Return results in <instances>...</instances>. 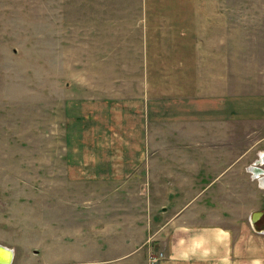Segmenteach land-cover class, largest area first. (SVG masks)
Returning a JSON list of instances; mask_svg holds the SVG:
<instances>
[{
    "label": "rangeland",
    "instance_id": "1",
    "mask_svg": "<svg viewBox=\"0 0 264 264\" xmlns=\"http://www.w3.org/2000/svg\"><path fill=\"white\" fill-rule=\"evenodd\" d=\"M189 45H198L201 71L207 48L217 58L224 100L239 97L250 110L191 134L160 116L145 155L195 157L206 147L185 141L208 142V178L196 181L207 190L197 200L212 220L230 210L249 220L264 212V189L246 173L264 151V0H0V243L13 248V264H110L125 230L135 240L128 248L140 244L149 199L157 209L166 195L149 196L152 180L114 194L124 182L99 172L115 154L103 144L127 138L119 121L127 98L154 87L147 76H173L179 90L189 69L177 66L196 62ZM206 93L189 84L162 106L184 110ZM220 156L223 168L241 162L215 179Z\"/></svg>",
    "mask_w": 264,
    "mask_h": 264
},
{
    "label": "crops",
    "instance_id": "2",
    "mask_svg": "<svg viewBox=\"0 0 264 264\" xmlns=\"http://www.w3.org/2000/svg\"><path fill=\"white\" fill-rule=\"evenodd\" d=\"M188 47L196 49L194 52L189 51L190 54L192 53L189 57L196 62L177 66L180 68L177 71L178 74L182 72V68L189 69V75L183 71V76L186 77L185 81H178L183 83L178 86L179 90L176 89L177 81L173 76L168 78L162 76L158 81L156 76H147L149 77L147 84L155 82V84L162 83L167 86L160 87L154 84V87H147L146 93L141 87V92L137 93L135 97L127 98L125 105L128 109L123 113L120 121L117 120L121 126L119 129L121 137L126 134L127 138L123 140L110 138L107 139V143L103 144V147H107V149H115V154L109 152L104 156L99 172L109 181L124 182L123 188L122 185L120 188H116L114 194L124 195V189L130 180L141 181L143 186H148V180H152L154 182L150 184V187L153 186L155 192L151 193L150 191V194L148 192L149 196L153 198L157 195H166L164 200L158 198L154 200L157 203V209L152 208L154 205L151 206V199H149L150 205L147 206L148 213L144 218L145 223L139 225L140 233L136 236L139 238L141 234L143 235V239L139 241L140 244L128 248L129 243H133L135 240L134 236H128L127 230H125L124 238L114 237L116 239L112 249L117 253L111 256L110 260L116 261L110 264H153L151 256H158L161 251L165 257L156 264H264V231H262L264 222L259 224L264 212L261 211L262 213L255 220L253 215L251 219L247 220L245 214L234 218L236 212L230 210L222 212L221 216L218 215L219 219L212 220L211 216L209 217L207 214L208 207L202 204L200 198L197 200L198 195L201 197L207 190L196 181L208 178L209 159L206 156L208 142L185 141V147L192 145L206 147L195 157L170 154L161 157L153 154L152 156L145 155V148H154L150 144L148 133L150 130H155L160 116H170L171 119L163 121L173 120L179 126H184V131L191 134V130L204 131V124L208 122L216 123L215 126H219L216 128L218 131L225 127V123L237 119L242 111L250 110L249 102L243 107L240 106L239 97L231 100L228 97V101H226L221 96L224 87L223 84H218L215 80L219 66L217 58L215 60L211 58V51L206 49L208 62L204 66L206 69L201 71L198 45H189ZM214 68L216 70H213ZM173 74L176 75L175 72ZM189 84H194L196 91L204 89L209 93H206L205 97L202 94L186 99L184 103L190 107H186L184 110L179 111L174 107L162 106L163 103L169 102V95L173 94L175 97L176 91L184 92ZM161 93L163 95L159 96ZM178 97L186 98L181 93ZM198 99L199 101L196 102ZM201 101L204 102V106L199 105ZM132 109L135 110V113L131 112ZM245 112H243L244 115ZM133 118L135 119L133 120ZM109 128L110 131H113V124ZM155 146L160 149L161 143L159 142V145L155 143ZM125 148L128 149V154H124L123 149ZM224 162L226 161L222 156L213 161V165H221L220 174L215 179H222L225 170L228 171L230 167L241 161L234 158L229 162L231 166H227V168H223ZM252 167H250L251 170ZM246 173L249 177L248 180L255 183L256 179L251 177L250 171H246ZM238 174L240 173L238 172ZM262 178H260V184L264 189ZM196 186H200V188H196L198 192L193 193L192 190ZM123 191L124 193H122ZM242 212L247 213L246 211ZM228 217L231 219H227ZM125 226L127 225L125 224ZM115 234L121 235L122 233L116 231ZM152 241L154 245L160 246L159 249L156 250L150 244ZM144 249L145 251L139 255ZM14 259L15 254L13 261Z\"/></svg>",
    "mask_w": 264,
    "mask_h": 264
},
{
    "label": "built area",
    "instance_id": "3",
    "mask_svg": "<svg viewBox=\"0 0 264 264\" xmlns=\"http://www.w3.org/2000/svg\"><path fill=\"white\" fill-rule=\"evenodd\" d=\"M263 154V155H262ZM254 166V168H261L260 172L257 174H255L254 170H251L250 169V173H251V176L254 178V179H259L261 177L264 178V151L260 152V155H259V158L256 160V162H254L250 167ZM255 174V175H254ZM261 176V177H260ZM264 231V229L262 230ZM164 254L163 253H160V256L158 257H152V262H157L160 258L159 257H163Z\"/></svg>",
    "mask_w": 264,
    "mask_h": 264
},
{
    "label": "bare ground",
    "instance_id": "4",
    "mask_svg": "<svg viewBox=\"0 0 264 264\" xmlns=\"http://www.w3.org/2000/svg\"><path fill=\"white\" fill-rule=\"evenodd\" d=\"M252 170H254V172H255V174H257L258 175V173L260 172V170H261V168H254V167H252ZM254 174V175H255ZM263 180H264V178H262ZM264 183V182H263ZM0 245H2V246H6V245H4V244H1L0 243ZM8 247V246H7ZM8 248H10V247H8ZM10 249H12V248H10ZM160 253H163V252H160ZM6 254H8V253H6L5 251H4V249H1L0 248V262H5L6 264H7V262H8V260H7V255ZM9 254H10V257H9V262H8V264L11 262V260H12V258H13V256H14V251H13V249H12V252L10 251L9 252ZM164 254V253H163ZM158 256H160V254L158 255ZM158 256H151V262H152V257H158ZM165 257V254H164V256L162 257V258H164ZM160 259H162L161 257H159ZM159 259V260H160ZM159 260L157 261V262H159ZM13 261V260H12ZM157 262H152L153 264H156ZM11 263H13V262H11Z\"/></svg>",
    "mask_w": 264,
    "mask_h": 264
},
{
    "label": "water",
    "instance_id": "5",
    "mask_svg": "<svg viewBox=\"0 0 264 264\" xmlns=\"http://www.w3.org/2000/svg\"><path fill=\"white\" fill-rule=\"evenodd\" d=\"M260 213H262L261 211H255L252 215H253V219L255 220L258 216H259V214ZM0 248L1 249H4V251L6 252V253H8V254H6L7 255V260H8V262H9V257H10V254H9V252L11 251L12 252V249H10V248H8L7 246H2V245H0ZM12 260H13V258H12ZM12 260H11V262H12ZM8 262H7V264H8ZM11 262L9 263V264H11ZM0 264H6L5 262H0Z\"/></svg>",
    "mask_w": 264,
    "mask_h": 264
}]
</instances>
